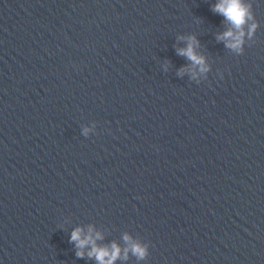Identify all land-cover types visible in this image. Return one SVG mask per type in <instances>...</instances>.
<instances>
[{
  "label": "clouds",
  "instance_id": "9594fccd",
  "mask_svg": "<svg viewBox=\"0 0 264 264\" xmlns=\"http://www.w3.org/2000/svg\"><path fill=\"white\" fill-rule=\"evenodd\" d=\"M212 11L218 13L224 17V19L231 25V27L217 35V40L224 41L225 46L232 49L235 52L243 51L244 38L246 35L245 26L247 25V36L249 38L254 34L257 24L249 21L254 20V15L251 10V5L246 4L245 0H218V2L212 6ZM187 41V46L177 49V54L186 57L191 61L193 68L188 69L192 72V77H196L194 71L196 66H199L201 73L207 72L208 67L205 64V58L196 52V48L199 46L198 40L195 36L180 37ZM185 69H181L179 74H183ZM89 129H84V135L87 136ZM103 236L100 232H95L91 226H89L87 233L80 227L74 229L71 233L70 240L77 248L76 256L83 258L85 255L84 249L90 247L87 252L89 258H95L97 264H114L117 259H127L129 251L138 259H145L148 254V245L142 244L139 241H134L128 234H124L123 239L127 244L123 250L121 247L113 241L110 245H98L97 241L102 240Z\"/></svg>",
  "mask_w": 264,
  "mask_h": 264
}]
</instances>
